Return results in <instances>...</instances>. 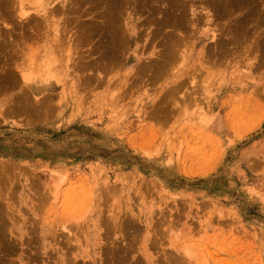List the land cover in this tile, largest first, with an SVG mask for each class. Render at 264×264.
Here are the masks:
<instances>
[{
    "label": "rangeland",
    "instance_id": "obj_1",
    "mask_svg": "<svg viewBox=\"0 0 264 264\" xmlns=\"http://www.w3.org/2000/svg\"><path fill=\"white\" fill-rule=\"evenodd\" d=\"M30 1L0 0V264H264V0Z\"/></svg>",
    "mask_w": 264,
    "mask_h": 264
},
{
    "label": "bare ground",
    "instance_id": "obj_2",
    "mask_svg": "<svg viewBox=\"0 0 264 264\" xmlns=\"http://www.w3.org/2000/svg\"><path fill=\"white\" fill-rule=\"evenodd\" d=\"M26 1H29V0H16V5H17V7H16V11H17V14L20 16V17H24V18H28L29 17V11L30 10H35L36 12H38V13H40L42 16H44L45 15V12L47 11V10H49V11H51V8L49 7V6H51V3L50 2H48L47 1V5H43L42 4V2L41 1H35L36 3L37 2H39L38 4H36V5H34V6H32V8H31V6L26 2ZM33 1V0H32ZM32 1H30V3L32 2ZM72 3V2H71ZM76 3V2H75ZM167 6V5H166ZM72 7H73V5H72ZM50 8V9H49ZM172 8V7H171ZM190 8V7H189ZM65 9V8H64ZM1 10V9H0ZM195 10V9H194ZM2 11V10H1ZM4 11V10H3ZM8 11V10H7ZM53 12V11H52ZM71 14V13H70ZM51 16V15H50ZM56 17V16H55ZM4 18V17H3ZM20 19V18H19ZM50 19V18H49ZM52 20V19H51ZM69 21V20H68ZM51 22V21H50ZM7 23V22H6ZM8 25V24H7ZM6 26V25H5ZM51 26V25H50ZM6 27H8V26H6ZM10 28V27H9ZM12 29V28H11ZM31 29V28H30ZM33 29V28H32ZM31 29V30H32ZM60 29V28H59ZM180 29V28H179ZM124 30V29H123ZM11 31V30H10ZM40 31V30H39ZM33 32V31H32ZM38 32V31H37ZM230 34V33H229ZM9 35V34H8ZM39 35V34H38ZM216 36V35H215ZM26 39V38H25ZM2 40V39H1ZM5 40V39H4ZM125 41H127V40H125ZM7 42V41H6ZM5 43V42H4ZM21 43V42H20ZM8 51V50H7ZM3 54V53H2ZM12 54V53H11ZM16 55V54H15ZM4 56V55H3ZM169 60V59H168ZM66 61H67V59H66ZM4 66V65H3ZM94 67V66H93ZM17 68V67H16ZM44 73V72H43ZM73 73V72H72ZM71 73V74H72ZM70 74V75H71ZM23 76H21L23 79L22 80H24V82L31 88V91L33 92V94H34V97L38 100L39 99V95L41 94V93H43V90H47V87L50 85L49 83H51V80L50 79H52L51 78V76L50 75H52V76H55L54 75V72H46V74H41L39 77H37V78H29V77H27L26 75H25V73L23 72V74H22ZM75 77V76H74ZM57 78H59V77H57ZM18 80V79H17ZM23 82V83H24ZM52 86V85H51ZM43 96H44V94H43ZM42 96V97H43ZM60 96V95H59ZM41 97V96H40ZM174 97V96H173ZM12 99V98H11ZM10 99V100H11ZM31 100V99H30ZM36 100V101H37ZM13 101V100H12ZM40 101H41V99H40ZM10 101H8V103H9ZM20 102V101H19ZM32 102V101H31ZM38 102V101H37ZM7 103V102H6ZM15 103V102H14ZM21 103V102H20ZM8 105V104H7ZM32 105V104H31ZM57 105V104H56ZM47 107H48V105H47ZM49 108V107H48ZM3 109V108H2ZM7 110V109H6ZM2 111V110H1ZM0 111V112H1ZM10 111V110H9ZM43 112V111H42ZM13 113V112H12ZM45 113V112H44ZM0 114H2V112L0 113ZM4 114V113H3ZM2 116V115H1ZM5 116V115H4ZM211 119V118H210ZM209 119V117H208V121H207V123H209L210 121H212V120H210ZM58 192V191H57ZM71 194V193H70ZM58 196V195H57ZM74 199V198H73ZM68 202V201H67ZM72 202L74 203V200H72ZM76 203H78V202H76ZM75 204V203H74ZM70 205V204H69ZM72 205V204H71ZM76 205V204H75ZM74 205V206H75ZM69 207V206H68ZM67 207V208H68ZM75 208V207H74ZM63 209V208H62ZM72 230V229H71ZM72 232V231H71ZM99 237V236H98ZM56 238V237H55ZM68 241V240H67ZM70 242V241H69ZM78 244V243H77Z\"/></svg>",
    "mask_w": 264,
    "mask_h": 264
},
{
    "label": "crops",
    "instance_id": "obj_3",
    "mask_svg": "<svg viewBox=\"0 0 264 264\" xmlns=\"http://www.w3.org/2000/svg\"><path fill=\"white\" fill-rule=\"evenodd\" d=\"M57 88H50V89H47V90H43V94H45V93H52V91H54V92H56L55 90H56ZM32 94H33V92H32ZM34 95V94H33ZM33 125V124H32ZM32 125H30V126H28V129L30 130V129H34V128H36V127H34V126H32Z\"/></svg>",
    "mask_w": 264,
    "mask_h": 264
}]
</instances>
